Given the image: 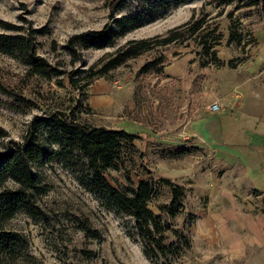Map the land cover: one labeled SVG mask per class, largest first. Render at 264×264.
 Returning a JSON list of instances; mask_svg holds the SVG:
<instances>
[{"label": "rangeland", "instance_id": "1", "mask_svg": "<svg viewBox=\"0 0 264 264\" xmlns=\"http://www.w3.org/2000/svg\"><path fill=\"white\" fill-rule=\"evenodd\" d=\"M107 1L111 0H0V24L13 26L20 34L31 36L36 56L50 70L49 77L30 75L18 60L0 53V129L4 132L0 137V152L21 144L33 118L70 109L81 125L124 130L133 135V128L139 125H146L156 136L177 131L184 123L181 117L184 121L196 117L205 104L201 84L207 70L224 65L233 67L238 62V57H231L225 63L218 60L215 50L226 54L229 47L238 48L234 43L227 44L229 33L239 38L244 35L246 41L240 47L251 44L249 30L243 29L239 21L249 13L255 18L264 17L259 8L235 10L234 5L217 7L211 0L202 3L190 18H185L189 7H184L127 33L111 47L80 50L73 45V53H70L67 43L73 35L99 31L109 21ZM142 8L141 3L128 2L115 16L132 15ZM195 21L202 22L195 33L188 34L189 26L181 27L178 31L181 38L175 43L154 47L105 76L92 77L108 56L126 41L164 37L168 30ZM1 26L0 34H10ZM222 33L227 35L224 41ZM214 37L218 40L211 51L218 63L204 65L206 58L199 42L205 39L209 43ZM156 58L162 59L161 74H136L143 64ZM179 63L184 77L175 84V79L165 75L163 69L171 66L170 69H177ZM182 84L192 85L187 88ZM189 91L194 93L191 98ZM7 92L27 103L13 108V98ZM142 141L136 137L133 142L142 153L141 160L135 157L134 165L125 164L126 169L104 173L110 186L129 184L125 175L132 185L139 178L150 176L154 182L157 177H164L155 171L160 160L200 154L190 147V141L177 147L154 145L149 152L141 150ZM177 148L188 152L170 155V151ZM32 170L37 176V186L43 189L33 199L37 214L29 216L18 211L3 223L2 230L16 234L19 242L10 254H0V264H155L145 257L141 243L133 236L132 219L104 208L78 183L74 170L54 160L33 164ZM185 183H177L183 187L182 208L175 217H167V221L173 229L187 236L189 247H173L167 253L168 261L171 264H263L256 252L249 251L244 257L234 259L209 236L191 232L198 218L194 209L199 202L191 199ZM3 185L10 189L16 187L10 179ZM168 200V187L159 184L148 207L159 213L157 205L167 204ZM165 233V243L173 241L172 233Z\"/></svg>", "mask_w": 264, "mask_h": 264}, {"label": "trees", "instance_id": "2", "mask_svg": "<svg viewBox=\"0 0 264 264\" xmlns=\"http://www.w3.org/2000/svg\"><path fill=\"white\" fill-rule=\"evenodd\" d=\"M191 1L194 0L107 1L109 21L99 31L73 35L67 43V50L73 53V45L80 50H101L111 47L127 33L162 19L171 10ZM128 2L141 3L143 8L132 15L116 17V12ZM213 3L217 7L234 5L235 10L259 8L264 14V0H213ZM227 17L230 18V14H227ZM201 23L195 21L190 25L186 23L184 26L172 28L164 37L126 41L108 56L107 61L92 77L105 76L109 71L154 47L175 43L181 38L178 34L181 27L189 26L187 32L193 34ZM0 25L3 30L10 33L0 34V53L18 60L28 69L30 75L49 77V67L36 56L31 36L20 34L13 26L4 23ZM217 40L218 38L214 37L209 43H206L205 39L199 42L202 54L206 58L204 65L218 63L211 51ZM231 43L239 47L241 42L238 36L229 33L227 44ZM148 73L156 75L162 73L161 58L146 62L136 74ZM7 95L13 98L11 104L13 108L24 107L27 103L17 95L8 92ZM3 135L4 132L0 129V137ZM135 139L134 135L123 130L81 125L75 120L74 110L71 109L55 111L43 118H33L21 144L10 146L4 152H0V254H10L19 242L16 234L2 230L3 223L18 211L29 216L37 214L33 199L34 195L42 193L43 189L37 186V176L32 170L33 164L40 165L54 160L61 166L74 170L78 183L104 208L132 219L133 236L141 243L147 259L155 264H164L165 261L171 264L168 261L170 249L189 247L187 236L173 229L167 221V217H175L182 208L183 187L166 177H157L153 182L151 176L148 179L139 178L136 184L132 185L128 175H125V179L129 184L112 187L104 177L108 170H123L126 169L125 164L134 165L135 157L141 160L142 153L133 143ZM44 143L47 147H44ZM186 152L188 150L177 148L171 150L170 155ZM7 179L12 180L16 187L13 189L4 187ZM159 184L168 187L169 200L167 204L157 205L159 213H155L148 207V202L155 195L156 186ZM167 231L172 233L174 239L165 243Z\"/></svg>", "mask_w": 264, "mask_h": 264}, {"label": "crops", "instance_id": "3", "mask_svg": "<svg viewBox=\"0 0 264 264\" xmlns=\"http://www.w3.org/2000/svg\"><path fill=\"white\" fill-rule=\"evenodd\" d=\"M209 1H191L167 16L189 7L185 18H190ZM249 14L239 22L249 30L252 43L240 47L246 41L242 34L238 48L229 47L226 54L215 50L218 60L225 63L238 57V62L207 70L201 84L205 104L199 114L188 121L181 117L182 128L173 133L156 136L146 125L133 128V133L143 140L141 150L148 152L154 145L177 147L190 141L199 155L160 160L155 171L177 183L185 181L191 199L199 202L191 232L209 236L234 259L256 252L264 264V17ZM221 36L222 41L227 39L226 33ZM171 67L163 71L176 84L184 77L182 64ZM189 93L191 98L194 93ZM212 104L216 111L208 110Z\"/></svg>", "mask_w": 264, "mask_h": 264}, {"label": "built area", "instance_id": "4", "mask_svg": "<svg viewBox=\"0 0 264 264\" xmlns=\"http://www.w3.org/2000/svg\"><path fill=\"white\" fill-rule=\"evenodd\" d=\"M209 110H211V111H216V110H217L216 105H215V104L210 105V106H209Z\"/></svg>", "mask_w": 264, "mask_h": 264}]
</instances>
